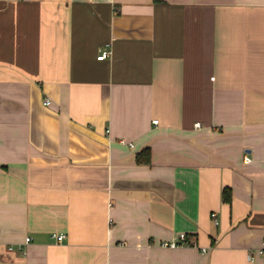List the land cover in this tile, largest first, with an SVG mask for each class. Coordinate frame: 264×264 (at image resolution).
<instances>
[{"label": "crops", "instance_id": "obj_1", "mask_svg": "<svg viewBox=\"0 0 264 264\" xmlns=\"http://www.w3.org/2000/svg\"><path fill=\"white\" fill-rule=\"evenodd\" d=\"M263 230L264 0H0V264H264Z\"/></svg>", "mask_w": 264, "mask_h": 264}, {"label": "built area", "instance_id": "obj_2", "mask_svg": "<svg viewBox=\"0 0 264 264\" xmlns=\"http://www.w3.org/2000/svg\"><path fill=\"white\" fill-rule=\"evenodd\" d=\"M111 54L110 49H103L100 51V54L97 56V59L101 60L104 58L109 57ZM43 103L45 105H48L50 103V100L48 98H45ZM157 120H154V123H156ZM245 162L249 160V157L245 156L244 157ZM212 219L214 220L215 223L216 221V214L214 212L211 213L210 215ZM53 237L55 238L56 241H61L63 239V234H53ZM30 238L26 237L25 238V243L29 242ZM161 246L163 247H168V248H176V247H196V242L194 239L188 238V236L185 233H179L178 237L176 240H171V241H162L160 243ZM200 250L202 252H206L207 249L201 247ZM257 256H264V230L261 233L260 236V243L259 246L255 249L254 253H248L247 258L248 260L252 261L255 259Z\"/></svg>", "mask_w": 264, "mask_h": 264}, {"label": "trees", "instance_id": "obj_3", "mask_svg": "<svg viewBox=\"0 0 264 264\" xmlns=\"http://www.w3.org/2000/svg\"><path fill=\"white\" fill-rule=\"evenodd\" d=\"M135 160L139 164H148L150 162V150L145 148L136 154ZM223 198L225 201L230 200V191L228 189L223 190Z\"/></svg>", "mask_w": 264, "mask_h": 264}]
</instances>
